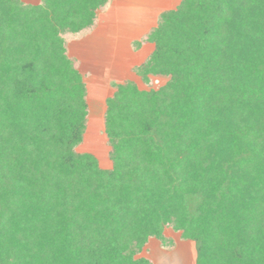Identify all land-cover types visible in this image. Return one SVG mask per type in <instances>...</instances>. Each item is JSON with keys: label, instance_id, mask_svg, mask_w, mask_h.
Returning <instances> with one entry per match:
<instances>
[{"label": "trees", "instance_id": "1", "mask_svg": "<svg viewBox=\"0 0 264 264\" xmlns=\"http://www.w3.org/2000/svg\"><path fill=\"white\" fill-rule=\"evenodd\" d=\"M108 3L0 0V264H151L167 227L195 264H264V0H176L131 43L152 46L132 73L165 82L112 84L102 170L74 151L88 110L66 42Z\"/></svg>", "mask_w": 264, "mask_h": 264}, {"label": "rangeland", "instance_id": "2", "mask_svg": "<svg viewBox=\"0 0 264 264\" xmlns=\"http://www.w3.org/2000/svg\"><path fill=\"white\" fill-rule=\"evenodd\" d=\"M21 1L38 4L40 0ZM94 28L66 42L68 55L76 60L78 70L84 77L88 110L82 141L74 151L91 154L100 169L108 170L111 162L108 158L103 114L105 100L114 91L112 84L132 80L139 89H156L164 84L165 78L151 77L150 83L144 85L132 73V67L141 62L152 49L151 45L145 43L138 50L132 48L133 41L130 43L131 40L127 38L139 35V29H133L132 35L119 33L118 39L115 31L112 33V30H106L100 34L93 32ZM163 235L168 240L164 246L159 240L150 238L137 257L146 258L151 264H195L196 251L192 241L182 238L179 231L170 227L164 229Z\"/></svg>", "mask_w": 264, "mask_h": 264}, {"label": "crops", "instance_id": "3", "mask_svg": "<svg viewBox=\"0 0 264 264\" xmlns=\"http://www.w3.org/2000/svg\"><path fill=\"white\" fill-rule=\"evenodd\" d=\"M175 4L176 0H109L107 7L97 15L93 32L102 34L112 30L119 39V33L132 35L133 29H139V35L127 38L131 43L145 35L156 25L158 15Z\"/></svg>", "mask_w": 264, "mask_h": 264}]
</instances>
